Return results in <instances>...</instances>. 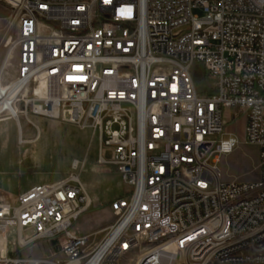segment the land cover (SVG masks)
<instances>
[{"label":"built area","instance_id":"obj_1","mask_svg":"<svg viewBox=\"0 0 264 264\" xmlns=\"http://www.w3.org/2000/svg\"><path fill=\"white\" fill-rule=\"evenodd\" d=\"M0 5L16 61L10 117L92 129L98 164L129 187L96 245L74 230L91 206L83 162L17 198L0 194V264H264V0ZM197 65L215 93L198 90ZM241 122L243 140L227 132ZM241 143L259 148L260 178L224 182L220 158ZM39 243L49 255H18Z\"/></svg>","mask_w":264,"mask_h":264},{"label":"rangeland","instance_id":"obj_2","mask_svg":"<svg viewBox=\"0 0 264 264\" xmlns=\"http://www.w3.org/2000/svg\"><path fill=\"white\" fill-rule=\"evenodd\" d=\"M193 15L203 17L204 10L197 8L193 11ZM9 18L10 10L0 5V70L9 54V49L4 47L5 42L12 35V30L8 29ZM9 63L4 72L2 86L13 81L16 61L12 56ZM194 78L201 93L206 95L215 93V80L209 73L202 71L199 65ZM2 118H9L4 121H11L7 123V131L3 134L6 135V140L2 135L4 121L0 122V191L8 198H17L21 192L34 184L65 179L73 172L74 161L83 162L84 169L78 171L76 175L85 189H83L84 193L93 200L89 211L74 224V230L80 235L90 236L93 245L98 244L103 237V229L115 219L110 204L118 197L128 194L129 187L120 182L113 166L97 164L99 143L96 133L92 129L82 130L68 123L42 117H31L32 124H29L25 117H21L20 123L24 131L28 126H32L33 130L36 129L34 131L36 136L37 126L41 132L45 131V135L36 140L34 138L31 145L21 146L18 144L15 120L7 114H3ZM230 131L241 140L244 139L242 122L237 127L227 125V132ZM258 164L259 148L256 145L241 143L231 154L221 156L219 168L222 180L224 182L256 181L260 178ZM87 187L91 190H87ZM11 240L13 241V238ZM10 244L12 251L13 246L11 242ZM51 249V244L39 243L22 250L18 255L40 258L49 255ZM12 256H15L14 251Z\"/></svg>","mask_w":264,"mask_h":264},{"label":"bare ground","instance_id":"obj_3","mask_svg":"<svg viewBox=\"0 0 264 264\" xmlns=\"http://www.w3.org/2000/svg\"><path fill=\"white\" fill-rule=\"evenodd\" d=\"M10 59H11V54H8L4 63H3V66L0 70V79H3L4 72H5L6 68L10 65V63H9ZM14 91H15L14 89L6 88L5 86L0 85V121L4 120V119H9V118L3 119L2 118L3 114H7V116L15 117V114L17 111H16V108L14 106H12ZM74 162H77V161H74ZM82 187H83V185H82ZM83 189H84V187H83ZM89 201H90V199H89Z\"/></svg>","mask_w":264,"mask_h":264},{"label":"crops","instance_id":"obj_4","mask_svg":"<svg viewBox=\"0 0 264 264\" xmlns=\"http://www.w3.org/2000/svg\"><path fill=\"white\" fill-rule=\"evenodd\" d=\"M1 121H4V120H1ZM0 121V122H1ZM9 121H11V120H7V121H4V124H3V128H2V135L3 134H5L6 133V131H7V123L9 122ZM15 123V122H14ZM15 125H16V128H17V132H18V144H20L21 146L22 145H24V144H28V145H31L32 144V142L34 141V138H35V140L37 139V137L39 136V137H43L44 135H45V131L43 132H41V129L39 128V126H37V128L39 129V133H37V136H36V132H34L35 130H33V128H32V126H28L26 129H25V131L23 130V127L22 126H18L16 123H15ZM41 135V136H40ZM6 137V135H3V139H7V138H5ZM39 137H38V139H39ZM98 156H99V154H98ZM96 162H97V164H98V157H97V160H96ZM99 165V164H98ZM114 169H115V171H116V173H117V170H116V168L114 167ZM117 175H118V173H117ZM118 178H119V176H118ZM120 180V179H119ZM121 182V181H120ZM35 185H39V184H34V185H32V186H30L28 189H30L31 187H33V186H35ZM27 189V190H28ZM27 190H25V191H27ZM87 190H91L90 189V187H87ZM24 191V192H25ZM24 192H21L20 194H22V193H24ZM0 194L1 195H4L1 191H0ZM19 194V195H20ZM95 197V196H94ZM93 200V199H92ZM92 200L90 199V201L92 202ZM95 202V201H94ZM109 226V225H108ZM107 226V227H108ZM106 228V227H105Z\"/></svg>","mask_w":264,"mask_h":264}]
</instances>
